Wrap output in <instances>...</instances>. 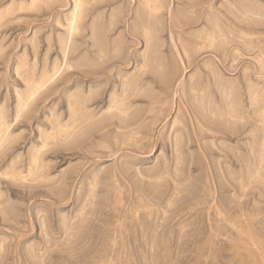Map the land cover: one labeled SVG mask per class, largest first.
Segmentation results:
<instances>
[{
    "label": "rangeland",
    "instance_id": "374dc122",
    "mask_svg": "<svg viewBox=\"0 0 264 264\" xmlns=\"http://www.w3.org/2000/svg\"><path fill=\"white\" fill-rule=\"evenodd\" d=\"M0 264H264V0H0Z\"/></svg>",
    "mask_w": 264,
    "mask_h": 264
},
{
    "label": "bare ground",
    "instance_id": "6f19581e",
    "mask_svg": "<svg viewBox=\"0 0 264 264\" xmlns=\"http://www.w3.org/2000/svg\"><path fill=\"white\" fill-rule=\"evenodd\" d=\"M77 12V10H75ZM75 16V15H74ZM73 26V25H72Z\"/></svg>",
    "mask_w": 264,
    "mask_h": 264
}]
</instances>
